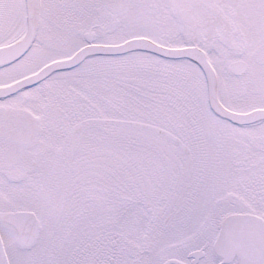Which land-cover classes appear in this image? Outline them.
Segmentation results:
<instances>
[{
  "label": "snow or ice",
  "instance_id": "6c2138e0",
  "mask_svg": "<svg viewBox=\"0 0 264 264\" xmlns=\"http://www.w3.org/2000/svg\"><path fill=\"white\" fill-rule=\"evenodd\" d=\"M0 264H264V0H0Z\"/></svg>",
  "mask_w": 264,
  "mask_h": 264
}]
</instances>
